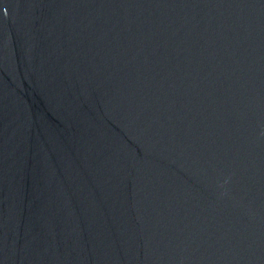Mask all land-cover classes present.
I'll return each mask as SVG.
<instances>
[{
	"label": "water",
	"instance_id": "1",
	"mask_svg": "<svg viewBox=\"0 0 264 264\" xmlns=\"http://www.w3.org/2000/svg\"><path fill=\"white\" fill-rule=\"evenodd\" d=\"M0 264H264V0H0Z\"/></svg>",
	"mask_w": 264,
	"mask_h": 264
}]
</instances>
